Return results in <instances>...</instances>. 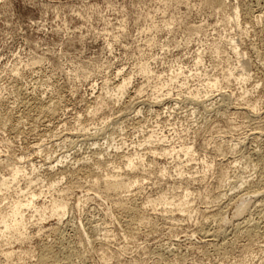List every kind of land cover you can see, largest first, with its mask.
<instances>
[{
  "label": "rangeland",
  "instance_id": "374dc122",
  "mask_svg": "<svg viewBox=\"0 0 264 264\" xmlns=\"http://www.w3.org/2000/svg\"><path fill=\"white\" fill-rule=\"evenodd\" d=\"M232 1L250 6L252 14H261L257 25L244 21L239 8L241 27L246 25V31L237 28L233 22L223 21L222 13L203 0H0V96L2 112L8 116L5 127H0V160L22 156L25 165L31 162L39 168L40 175L50 163L56 174L62 169L69 172L71 167L74 171L68 176L75 183L60 222L50 217L40 232L30 224V239L23 242L5 244V238L0 237V264L1 249L7 248L13 249L8 264H116L117 258L132 264H264V201L259 196L247 197L249 182L237 187L245 178L252 182L264 178V0ZM229 38L241 54L233 52ZM212 42H218L224 51L219 56L211 52ZM197 53L202 59L195 64ZM140 60H149L152 69L162 74L178 67L184 72L169 85V94L163 95L165 89L159 93L157 102L145 86L143 94L130 103L135 88L145 83L137 71ZM242 62L247 63L249 75L244 84L231 77L205 95L193 97L191 91L203 79L221 75L228 64L237 73ZM20 67L22 74L18 75L16 68ZM118 70L119 77L132 76L127 93L112 102V108L88 120L85 105L101 91L105 80L111 84L119 79ZM195 72L202 76H191ZM243 89L249 90L247 102L258 100L257 113L243 109ZM48 105L55 108L54 113L47 111ZM76 116L87 120L83 130L77 126ZM138 125L143 127L136 132ZM152 129L167 135V145H178L180 139L192 144L194 159L186 163L180 157L185 164L184 178L174 170L180 159L154 156L156 165L149 174L145 172L140 192L132 187L126 194H136L142 200L161 191L180 194L189 186L191 207L204 212L196 211L186 218L174 211V219H170L157 211L153 226L132 230L126 214L113 205L117 196L106 198L90 187L88 180L101 172L87 171L82 164L92 161L94 155L113 153L114 145L122 142L117 151L132 152ZM176 129L181 131L180 139ZM238 140L240 145L233 147ZM214 142L228 148L233 144L235 149H224L223 145L219 151ZM137 148L143 150L145 161L150 158L145 154L147 149ZM201 161L212 163V168L200 179ZM159 164L165 165L169 174L161 176ZM222 167L231 176L229 183L218 181ZM223 192L226 196L219 198ZM236 194L246 196V201L251 199L238 215L233 204ZM77 197L88 199L76 205ZM218 206L224 207L223 231H217L219 220L212 216ZM247 222L257 229L256 237L249 241L242 232ZM56 223L58 235L50 231ZM201 226L209 227L213 236H207L210 241L206 244L202 241L206 237L198 231ZM46 241L51 244V256L63 257L57 247L65 246L63 251L68 254L72 251L70 261L50 257L42 261L38 244ZM25 248L31 252L21 262L18 253ZM103 249L113 256L103 257Z\"/></svg>",
  "mask_w": 264,
  "mask_h": 264
},
{
  "label": "bare ground",
  "instance_id": "6f19581e",
  "mask_svg": "<svg viewBox=\"0 0 264 264\" xmlns=\"http://www.w3.org/2000/svg\"><path fill=\"white\" fill-rule=\"evenodd\" d=\"M203 2H205L208 5L213 6L214 8H217V10L220 11L219 13H222V20L227 22V23L233 22V24L237 28L241 27V23H240V19L242 18V16L240 17L241 12H242L244 21L250 23L252 27L257 25L259 20L262 18V15L259 13L252 14V12H251L252 10H250V6L248 8L245 5H241L239 2L233 3L232 0H203ZM239 8L240 9L242 8L241 12H240ZM244 21H242V22H244ZM248 23H245V24H248ZM241 29H244L246 31V25L241 27ZM196 31H200V30H196ZM229 44L231 45V48L235 54H241L240 53L241 51L237 50L238 45H236V43L234 42V40L232 38H229ZM210 49H211V52L214 53L216 56H219L220 53L224 52L218 42H212L210 44ZM201 59L202 58H201L200 53H197L195 56V64L200 63ZM148 61L147 60H140L138 62V70L137 71H139V73L145 78V83L144 84L142 83L138 87L135 88V90H134L135 96L132 97L131 100H128L130 103L133 102V100L135 98H137L138 96L143 94L142 92H144V90H146L145 86L150 87V93H151L150 95L153 96V99H155L154 101H156L158 99L157 97L160 96L159 93L162 92L164 89H165V92L163 95L169 94L170 93L169 85L172 82L177 81L178 77L181 74H183V72H184L181 69V67H178L177 69H170L168 73L162 74V73H159L157 71H154L152 69V67L150 66V63ZM23 66H27V64H25ZM240 66H241V70L238 71L237 73H235L236 68L230 67L228 64L226 66V68L222 70L221 75L216 74L217 76L212 75L211 77H209V76L206 77L205 79H203V82L201 81L200 86L195 87L193 89V91H191V93L193 94V97H197L201 93H203V95H205L207 93L208 89L218 87L219 84L221 83V81H229L231 77H234L238 82H240L241 85L244 84L249 79V75L246 71L247 70V63L242 62V64ZM16 71H17L18 75L22 74V68L21 67L16 68ZM120 73H121V71L118 70L117 71L118 77H119ZM191 76H197V78H199L202 76V74L195 72V73H192ZM131 80H132V76L128 75V74L121 75L117 81H114L111 84L109 83L108 80L107 81L105 80V82L102 84L101 91L98 94H96L94 96V98H92L93 100L88 101V104H86L87 106L85 105L86 110H87V115L85 116V118L87 117L88 120L96 118L97 113L99 111H103L105 109L112 108V106L114 105V103H112V102H114V101L118 102L119 100H121V97H123V95L125 93H127V90L130 86V83L132 82ZM248 92H249V90H246V89H243L241 92V97L244 101L243 105H245V108L243 107V109H245L246 111H249V113L250 112L254 113L257 111L258 100H256L255 102H252V103L247 102L248 101V99H247L248 98V95H247ZM161 99H160V101L163 102V99L162 100ZM2 100H3V98H1V96H0V127L1 126L5 127L6 122L8 120V116L6 114H4V112H2V105H3ZM50 106L51 105H48L45 107L47 108V111L49 113H54L55 108L50 107ZM128 106H129V103H128ZM37 107L42 108V105H37ZM241 111H243V110H241ZM246 111H244V112H246ZM106 112H105V114H106ZM137 112H139V110ZM103 118L104 119L106 118V120H107V115H105ZM86 121H82L80 117L76 118L77 126L79 125L80 129L82 128L81 130L86 128V124H87V123H85ZM103 122H105V121H103ZM124 125H125V123H124ZM119 126H120V124H119ZM142 127L143 126L138 125L136 128V132L140 131V129ZM258 128L259 127H256V129H258ZM260 129L261 128H259V130ZM177 130L178 129L175 130L177 132V138L180 139L181 138V133H180L181 131H179V130L177 131ZM187 130H189V129H187ZM183 132H184V130H183ZM108 135H109V133H108ZM166 139H167V135H165L161 130L157 131V130L152 129V130L148 131L146 133V135L143 136L142 139L141 138L139 139V142L135 146H133L134 149L132 152L131 151L129 152L128 150H127V153L120 151V150H119L120 152H118L117 150L119 148H121L119 146L123 143L122 142V143H120V145L117 144L119 146L114 145L113 149H115V151H113V153L111 152V154H109V152L105 151L106 153H100L101 156H97L98 154L94 155L92 157L93 160L91 159L92 161H90L88 163L85 162V164H82V167L85 168L87 171L91 169L95 172H98V171L101 172L100 174H95L94 178L92 180H88L90 182V184H89L90 187H92V189H95L97 192H100L106 198H108L107 196H111V197L113 195L117 196L116 198H113V205L120 212H124L126 214L128 222L131 225V226H128V228H130L132 230L138 229L139 226H147V227L153 226L156 222L155 215H158V214H156L157 211L160 212L162 217H170V219H174V217L172 215L174 211L180 212V214L186 216V218H190L192 216V214L195 213L196 211H200L202 213L204 212L202 210H196V209H193L191 207V196L193 195V193L189 190V188H188L189 186L184 187V190L182 192H180V194H174V193L169 194V193H166V191H161V193L158 194L156 197L151 198L150 196L149 197L147 196L142 200H140V198H139L140 201L135 196L136 194H134V195L133 194L132 195L126 194V193H130V191L132 190V187H136V189L138 190L140 185L142 186L143 180L146 179V177H145L146 175H144L145 172L146 173L150 172V170H151L150 168H153L152 165H154V164L156 165V163H155L156 160L154 159V156H156V155L164 156V157L165 156H171L174 159H176V158L180 159V157H184L183 161L186 163L190 162L191 160L194 159L195 148L193 147L192 144L189 145L190 143L188 144V142L186 143L183 141V139H180L178 141V145H176V144L175 145L174 144L167 145L165 143V141L167 142ZM163 143H165L166 145H164ZM207 143L209 144V141H207ZM239 143H240V141L238 140L236 143H233L234 145L233 144L232 145H233V147L236 145L238 146ZM214 144H215V148L219 151H223L222 148L224 146H225L224 149L225 148L235 149L232 147V145H230L228 148V146L226 144L225 145L223 144L224 146L222 144H218L216 142H214ZM140 146H141V148L142 147L145 148L144 150H146V149L148 150V151H145V152H148V153H145L146 155L150 154V158L145 155L147 158H149L146 161H145L146 158H144V154L142 153L143 150L141 151L139 148H137ZM110 147H112V146H110ZM103 155H105V156H103ZM108 156H111L112 158L109 159ZM101 157H104L105 160L102 161ZM88 158H90V157H88ZM256 159H257V157H256ZM22 160H23L22 156L17 157V159H11V158H10V160L7 159V161L4 159L0 160V237L5 238V244H9L13 241L23 242L25 240L30 239L31 235L27 231L30 224H35L37 226V231L40 232L45 228L44 222L48 218L54 217L56 219L57 223L60 222L62 217L65 215V212H66L67 207L69 205L68 204L69 198L67 197V195L70 192H72V190H74L73 188L75 187V183L71 182L69 180L70 176H68L74 171V170H72V172L70 171L72 169L71 167L69 170V172H71V173H69L65 169L58 170L59 169L58 168L57 170L60 172L59 173L57 172V174H56V173H53L54 171L52 170V168H54V165H51V163H50L48 165V167H46V170L44 172L45 174L40 175L39 168L34 163H31V162L29 164L27 163L29 165V166H27L24 164L25 161H22ZM85 160L89 161L87 158H85ZM57 161H59L61 163L62 160L61 161L57 160ZM105 161L106 162L109 161V162H108V164L105 165V167H103L104 164L106 163ZM183 161L182 160L181 161L176 160V162L174 163V170L179 177H184V174L186 173V172L184 173V165L185 164L183 165V163H184ZM201 162H203V167H202L203 169H202V172L200 171L202 174L199 177L200 179L204 178L206 172H208L212 168V163H209L207 161H205V162L201 161ZM260 164H262V163H260ZM67 172H68V174H67ZM75 172H74V175H75ZM158 172L161 176H165V175L169 174L168 168L165 165L160 166V164L158 166ZM147 174H149V173H147ZM67 176H68V180H67ZM262 176H264V175H262ZM230 177L231 176L228 173L227 168L222 167L220 174H219L218 181L222 184L224 182L229 183ZM188 178H190V176H188ZM63 180H67V182L64 186L61 185ZM244 183L249 184V186L247 185L248 188H246L247 197L252 198V196H256V197L259 196L258 198L260 199V201L261 202L264 201V178L263 177L260 176L257 180H255L253 182L250 180L248 181L245 178L244 180L241 181V183L237 187H240V185H243ZM139 192H137V193H139ZM135 193H136V191H135ZM203 193H204L205 197L208 196L207 189H205L203 191ZM46 194H48V196H46ZM237 195L238 194H236V197H235L236 199H234L233 198L234 196H232V197L228 198L227 201H225L226 205H229L230 201H232L234 199L233 204H235V206H234L235 207V215H238V214L242 213L243 211H245L247 209L248 203L251 200V199L250 200L248 199L246 201L245 200L246 196H243V195H238V199H237ZM223 196H226V193L223 192V193L218 194L219 198H221ZM40 197H42V198H40ZM87 199H88L87 197H85V198L77 197L76 205H80V204L85 203L87 201ZM225 202H222L221 204H223V203L225 204ZM239 202H241V203L239 204ZM262 205H261V207L264 206V205L263 206ZM157 206H160L159 210H157ZM221 207L222 206L217 208L216 211L212 212L213 213L212 216L214 217V219L216 221L219 220L218 230L215 229L217 231H220L221 227H223L221 225L223 224V222L226 221V217L224 216V211H223L225 205L223 208H221ZM226 210H227V208H226ZM57 223H56V225L51 226L50 231H52L53 234L55 233L58 235L59 231H58ZM249 223L244 225L245 228H244V231H242L243 233L244 232L246 233L245 234L246 236H248V239H247L248 241H249V239H253V236H255L254 235L255 231L257 230V229L254 230L255 225H249ZM208 228L209 227L205 228V226H201L199 228L198 231L200 234H202L201 235L202 238L203 237L207 238V236L210 238L212 236L211 234H209L210 228H209V231H208ZM256 234H257V232H256ZM214 236L216 237V235H214ZM206 238L202 239L204 244H206L208 241H210L209 238H207V239ZM60 240H61V238H60ZM205 241H207V242L205 243ZM55 242H58V241L56 240ZM252 242H253V240H252ZM49 243L50 242L46 241V242H41V244H38V248L41 251L40 259L42 261H45L49 257L55 261L59 260L60 258H64L67 261H70L69 259L73 255L72 251L69 252V254H68V253H65V251H63L65 249V246L62 248L57 247L56 248L57 253L63 257L59 258L58 256H55V255L51 256V250L52 249H51V244H49ZM30 252H31L30 248H25V249L21 250L18 253V260H21V262H22L23 256L29 254ZM12 253H13V249H11V250H9L8 248L7 249H1V255L3 257V264L9 263V260L12 259ZM119 254L121 255V253H119ZM110 255H112V254H108L106 249H103V257L106 256L105 258L109 257V259H110V257H111ZM60 260H62V259H60ZM116 264H132V263L129 260H122L120 258H117Z\"/></svg>",
  "mask_w": 264,
  "mask_h": 264
}]
</instances>
